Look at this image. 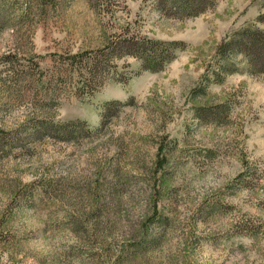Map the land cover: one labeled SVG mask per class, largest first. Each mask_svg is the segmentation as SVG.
<instances>
[{"label":"rangeland","instance_id":"obj_1","mask_svg":"<svg viewBox=\"0 0 264 264\" xmlns=\"http://www.w3.org/2000/svg\"><path fill=\"white\" fill-rule=\"evenodd\" d=\"M167 9L0 0V264H264V0Z\"/></svg>","mask_w":264,"mask_h":264},{"label":"trees","instance_id":"obj_2","mask_svg":"<svg viewBox=\"0 0 264 264\" xmlns=\"http://www.w3.org/2000/svg\"><path fill=\"white\" fill-rule=\"evenodd\" d=\"M161 2L163 8H168L171 13L179 16L180 18H190L196 17L203 14L205 11L214 7L218 0H158ZM167 9V10H168ZM264 18H259L258 20H263ZM234 38L239 39L236 41V47L240 46V53L248 49V46L252 45H263L264 38L263 34H258L256 30H244L241 33L235 35ZM233 45V42H232ZM125 54L140 60L147 70L158 71L162 66L166 65L170 59L165 60V54H167V48H158V43L151 40L145 41V44L138 45L137 43H132L131 48L125 47ZM244 54V52H243ZM167 56V55H166ZM91 80H93V75ZM51 127H45L44 131L52 132L56 135L57 140H73L71 139L75 132L71 131L70 124H59L56 127L50 125ZM66 134L67 137H63L62 134Z\"/></svg>","mask_w":264,"mask_h":264}]
</instances>
